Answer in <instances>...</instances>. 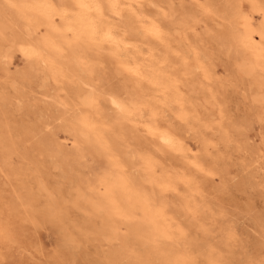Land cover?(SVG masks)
Masks as SVG:
<instances>
[{
    "label": "rangeland",
    "instance_id": "rangeland-1",
    "mask_svg": "<svg viewBox=\"0 0 264 264\" xmlns=\"http://www.w3.org/2000/svg\"><path fill=\"white\" fill-rule=\"evenodd\" d=\"M90 6L0 0V264H264V0Z\"/></svg>",
    "mask_w": 264,
    "mask_h": 264
},
{
    "label": "bare ground",
    "instance_id": "bare-ground-1",
    "mask_svg": "<svg viewBox=\"0 0 264 264\" xmlns=\"http://www.w3.org/2000/svg\"><path fill=\"white\" fill-rule=\"evenodd\" d=\"M120 0H112V2H113V6L115 7L116 5H118V2H119ZM74 2L78 5V7H80L81 8V10H82V13H80L81 15V17H79V18H81L80 19V23H81V27H82V29L84 30V31H86L89 35H91V37H95L94 35L96 34V32H97V24L99 23V22H97V23H95L94 22V20H92V19H94V18H92L91 19V17H90V15H89V11L92 9V6H90L91 5V0H74ZM96 2H97V0H96ZM122 2V1H121ZM98 4V3H97ZM94 5V4H93ZM99 5H101V4H99ZM95 7H96V4H95ZM101 7V6H100ZM99 6H97V8H100ZM95 9V10H99V9ZM94 9V8H93ZM102 9V8H101ZM80 10V11H81ZM96 11V12H97ZM102 11V10H101ZM101 11H99V12H101ZM119 11V10H118ZM95 12V11H94ZM99 15H101V13H99ZM98 15V16H99ZM92 16V15H91ZM103 16V15H102ZM100 18H101V16H100ZM96 19V18H95ZM108 19V18H107ZM74 21V20H73ZM97 21H99V20H97ZM99 24H101V23H99ZM103 24V23H102ZM155 24V23H154ZM112 25H113V23H112ZM154 26V25H153ZM155 26H157V25H155ZM107 27H109L108 25H107ZM110 27H111V25H110ZM109 27V28H110ZM101 28H103L102 26H101ZM100 28V29H101ZM108 29V28H107ZM156 29V28H155ZM155 29H151L150 31H148L147 30V32H150L151 34H154V37L159 33L157 30H155ZM109 30H111V29H109ZM115 30V29H114ZM98 31H101V30H98ZM112 31V30H111ZM106 32V31H105ZM103 33V31H102V33H103V35L104 34H106V33ZM109 31H107V33H108ZM113 32V31H112ZM102 33H100V35L102 34ZM150 34V35H151ZM159 35H160V33H159ZM162 35V34H161ZM110 36H112L111 34H110ZM97 37V36H96ZM102 38L104 37V36H101ZM113 37V36H112ZM160 38V37H159ZM99 39V38H98ZM121 39V38H120ZM156 39H157V37H156ZM93 40H95V39H93ZM92 40V41H93ZM104 40V39H103ZM102 40V41H103ZM107 39L105 38V42H107L106 41ZM158 40V39H157ZM103 41V42H104ZM110 41V40H109ZM112 41H114V39L112 38L111 39V42ZM95 42V41H94ZM98 42H100V41H98ZM110 42V43H111ZM102 43V42H101ZM109 43V42H108ZM107 43V44H108ZM114 44L116 43V42H113ZM129 43H130V41H129ZM160 43V42H159ZM121 45H125V42H124V44H122L121 43ZM127 45H130V44H128L127 43ZM117 46V45H116ZM118 48V47H117ZM117 48H116V51H117ZM120 48H118V50H119ZM138 49V48H137ZM147 49V48H146ZM125 50V49H124ZM149 50V49H148ZM117 52H119V51H117ZM137 52V51H136ZM112 53H115V52H112ZM124 53V52H123ZM126 53V52H125ZM138 53H140V52H138ZM121 54V53H120ZM130 55V54H129ZM118 58H119V56H118ZM129 59V58H128ZM131 59H133L134 60V58H131ZM122 60V59H121ZM125 61V60H124ZM124 63V62H123ZM126 63V62H125ZM128 64L130 65V63H126V65L125 64H123V66L124 67H126V68H128ZM135 65V64H134ZM132 66V65H131ZM133 68V69H132ZM131 69L134 71V69H135V67H132ZM137 72V71H136ZM134 73H135V71H134ZM88 104H90L91 102H93V98H89V99H87V101H86ZM116 105H117V107H118V109H119V111H120V113H121V115H120V117L121 118H123V119H129V118H131L134 114H135V112H134V110L132 111V109H129V108H127V107H124L122 104H120V103H116ZM89 115H86V117L85 116H83V117H81L79 120H76V121H78V122H81V124H83L84 126H81L80 127V132H82V131H84V130H86V127H89V126H93L94 125V122H95V120H94V122H92V120H91V118H90V116L88 117ZM163 138V137H162ZM86 139V138H85ZM90 139V138H89ZM167 140V139H166ZM169 141V140H168ZM151 167H153V166H151ZM151 167H150V165L148 166V168H147V170L148 171H150L151 172V174L153 175H155V173H152V169H151ZM151 169V170H150ZM154 172V171H153ZM151 175V176H152ZM148 182L149 183H154L155 182V179L154 178H150V179H148ZM135 185H134V187H135V190L136 191H139L140 190V188H141V186H142V184H141V180L139 181V182H137V183H134ZM106 202H108V201H106ZM98 207V206H97Z\"/></svg>",
    "mask_w": 264,
    "mask_h": 264
}]
</instances>
